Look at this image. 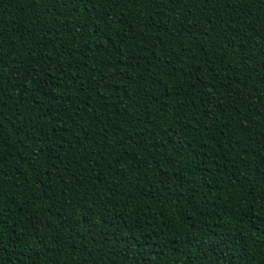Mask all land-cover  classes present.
Here are the masks:
<instances>
[{
    "label": "trees",
    "instance_id": "trees-1",
    "mask_svg": "<svg viewBox=\"0 0 264 264\" xmlns=\"http://www.w3.org/2000/svg\"><path fill=\"white\" fill-rule=\"evenodd\" d=\"M0 0V264H264V0Z\"/></svg>",
    "mask_w": 264,
    "mask_h": 264
},
{
    "label": "snow or ice",
    "instance_id": "snow-or-ice-1",
    "mask_svg": "<svg viewBox=\"0 0 264 264\" xmlns=\"http://www.w3.org/2000/svg\"><path fill=\"white\" fill-rule=\"evenodd\" d=\"M57 3H60L61 0H56ZM90 0H63L62 6L63 7H69L70 5L74 8H78L81 11L83 8L89 3Z\"/></svg>",
    "mask_w": 264,
    "mask_h": 264
}]
</instances>
